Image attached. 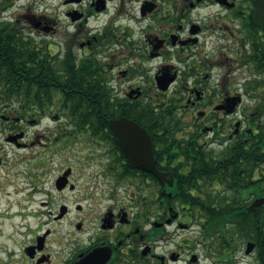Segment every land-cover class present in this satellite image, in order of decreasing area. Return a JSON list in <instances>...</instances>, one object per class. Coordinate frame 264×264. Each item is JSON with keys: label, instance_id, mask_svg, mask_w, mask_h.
Instances as JSON below:
<instances>
[{"label": "flooded vegetation", "instance_id": "af4514ba", "mask_svg": "<svg viewBox=\"0 0 264 264\" xmlns=\"http://www.w3.org/2000/svg\"><path fill=\"white\" fill-rule=\"evenodd\" d=\"M17 1L0 0V24L29 40L36 61L46 55L106 85L111 113L67 116L60 98L0 113L5 141L26 147L23 121L59 103L54 117L82 121L59 133V147L73 153L64 141H88L56 175V210L53 194L42 201L47 223L62 220V240L52 249L41 225L15 264H264V19L255 0H30L3 16ZM124 118L150 135L163 179L131 164L123 142L140 151L143 140L119 138L127 126L110 124Z\"/></svg>", "mask_w": 264, "mask_h": 264}, {"label": "rangeland", "instance_id": "374dc122", "mask_svg": "<svg viewBox=\"0 0 264 264\" xmlns=\"http://www.w3.org/2000/svg\"><path fill=\"white\" fill-rule=\"evenodd\" d=\"M27 1L30 0H18L2 15L12 18L16 11L21 12L19 7ZM43 7L42 4L37 6L38 9ZM29 32L28 29L26 33ZM59 106L58 103L53 112L41 115L36 123L23 121L22 128L26 132L24 141L29 143L26 147L6 142L5 135L0 133L3 146L0 151L3 157L0 164V264L21 261L23 246L33 240L34 232L41 225V232H52L48 240L52 249H56L57 243L62 240V220L47 223L51 215L41 213L49 209L48 206L41 208L42 201L48 199V194H53L58 198L54 201L56 210L62 202V193L55 188L56 175L65 167L66 156H71L69 159L73 162L74 153H79V148L87 145L88 141L85 136L76 137L68 143L64 141L65 145L74 147L73 153L59 147L62 140L59 133L72 127L66 115L54 117V109ZM0 113L12 111L2 108ZM26 212L32 215L20 214Z\"/></svg>", "mask_w": 264, "mask_h": 264}, {"label": "trees", "instance_id": "16d2710c", "mask_svg": "<svg viewBox=\"0 0 264 264\" xmlns=\"http://www.w3.org/2000/svg\"><path fill=\"white\" fill-rule=\"evenodd\" d=\"M15 35L16 32L8 25L0 24V50L5 52L4 57L0 55V63L4 59V67H0V112L2 108H9L12 113L33 112L35 108H45L60 98L67 116L82 112L94 113L97 108L101 113H111L109 89L106 85L93 77L83 81V74L79 71L63 72L47 62L46 55L36 61L35 51L30 47L29 40ZM93 98H99L101 104L96 106L88 101ZM70 122L82 123L80 120Z\"/></svg>", "mask_w": 264, "mask_h": 264}, {"label": "water", "instance_id": "95a60500", "mask_svg": "<svg viewBox=\"0 0 264 264\" xmlns=\"http://www.w3.org/2000/svg\"><path fill=\"white\" fill-rule=\"evenodd\" d=\"M257 4V10L255 12L254 17L257 19H264V0H255ZM114 124H117L118 127H123L124 125L127 126V131L122 132L118 131L117 134L119 138L122 140H132L134 138H141L143 140V144H141L140 151H138L135 148V144L133 145L130 142H123V149L126 152V154L129 156V160L133 166H139L142 167L150 172L155 173L160 178H164L165 173H162L157 170L155 163H154V155L152 150V140L150 135L147 133V131L139 126L136 122H133L132 120H128L126 118L119 120V121H111V127L114 128ZM16 136H21L16 135ZM12 136L8 137V140H10ZM142 155L143 158L137 159L136 157L139 155ZM137 159V160H136Z\"/></svg>", "mask_w": 264, "mask_h": 264}]
</instances>
